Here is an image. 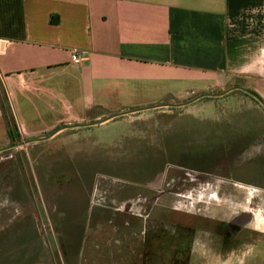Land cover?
Segmentation results:
<instances>
[{
  "label": "rangeland",
  "instance_id": "1",
  "mask_svg": "<svg viewBox=\"0 0 264 264\" xmlns=\"http://www.w3.org/2000/svg\"><path fill=\"white\" fill-rule=\"evenodd\" d=\"M259 68L262 75H240L236 82L264 100V64ZM158 93L143 85L137 92H114L95 105L92 116L140 108L132 106L151 102ZM152 102L143 106L168 101ZM37 104L18 103L21 115L37 119L31 123L36 129L54 126L59 117L74 111L70 103L61 102L51 103L52 111L45 113ZM77 108L86 109L83 103ZM7 111L10 125L6 131L0 129V143L9 145L17 131ZM148 112L143 118L132 114L104 125L69 129L52 140L0 153V177L11 173L0 178V214L7 213L10 219L0 243L16 248L36 243L35 226L21 220L13 208L20 192L10 183L16 180L24 182L20 195L31 201L27 208L40 214L41 231L50 229L52 264H73L75 256H83L81 264H177L182 252L191 251L194 230H201L197 218L218 212L219 205L229 212L256 203L260 216L255 223L264 230V187L240 183L236 171L223 167L226 159L245 166L264 154L263 106L250 95L233 91L184 108ZM20 138L13 144L26 140ZM215 157L227 158L212 168ZM211 168L220 170L214 181L204 178ZM259 169L264 170V164ZM248 170H242L243 178ZM82 179L87 183L81 184ZM103 213L113 218L119 247L92 244L97 230L93 222ZM124 232L130 242H124ZM261 242L264 246L260 236Z\"/></svg>",
  "mask_w": 264,
  "mask_h": 264
},
{
  "label": "crops",
  "instance_id": "2",
  "mask_svg": "<svg viewBox=\"0 0 264 264\" xmlns=\"http://www.w3.org/2000/svg\"><path fill=\"white\" fill-rule=\"evenodd\" d=\"M0 40L8 41L0 51V129L10 125L9 110L17 131L12 145L20 136L42 138L54 127L104 119L109 112L92 113L114 92H137L143 85L159 91L152 103L165 98L164 104H177L240 86V75H262L264 0H0ZM74 53L82 59L78 64L71 60ZM61 102L70 103L74 111L40 129L31 126L36 118H26L18 110V103H39L50 113L51 103ZM77 103L86 109H75ZM157 105L162 103L153 106ZM146 113H135V118ZM39 143L43 142L32 144ZM7 145L0 143V148ZM14 182L10 185L21 194L24 182ZM20 194L13 208L21 220L35 226L36 243L23 248L0 243V264H52L50 231H41L40 214H34V207L29 210L31 201ZM7 219L2 212L0 233L10 223ZM112 219L106 213L98 215L92 244L119 247ZM122 236L130 242L129 234ZM241 253L240 259L213 264H264L263 245ZM82 257L75 256L71 263L81 264Z\"/></svg>",
  "mask_w": 264,
  "mask_h": 264
},
{
  "label": "flooded vegetation",
  "instance_id": "3",
  "mask_svg": "<svg viewBox=\"0 0 264 264\" xmlns=\"http://www.w3.org/2000/svg\"><path fill=\"white\" fill-rule=\"evenodd\" d=\"M234 154L237 155L236 152ZM225 158L227 157H215L212 159L213 164L210 166L212 168L217 167L218 165L216 163L221 162ZM259 159H261L260 163H258ZM237 161L226 159L223 161V167L228 170L231 169V171H236V178L240 183L253 186L262 185L264 187V170L259 169L260 165L264 164V154L257 156L254 161L245 166L236 165ZM239 166L242 167L239 168ZM218 168L208 170L207 172L211 173L205 174L204 178L209 181H214L216 177H220L216 175L220 172ZM245 168H250L251 170H248L243 178L241 172ZM250 205V208L229 210V212L222 210L223 207L219 205L218 212L214 213L210 211L202 219L197 218L195 223L201 226V230H194L195 232H193L190 238L191 251L189 252V248L182 252V258L177 259V264L226 263L240 259L242 250H249L261 246L263 242L262 244L259 243V238L260 236L264 238V236L258 232L259 230L255 223L258 216H260L257 213L258 205L256 203ZM212 209L214 208L212 207ZM45 230L50 231V229ZM200 234L202 236L198 237ZM197 238L198 241H196Z\"/></svg>",
  "mask_w": 264,
  "mask_h": 264
},
{
  "label": "water",
  "instance_id": "4",
  "mask_svg": "<svg viewBox=\"0 0 264 264\" xmlns=\"http://www.w3.org/2000/svg\"><path fill=\"white\" fill-rule=\"evenodd\" d=\"M233 91H242L248 95H250L251 97H253L254 99H256L264 108V100L255 92L243 87V86H233L221 93H204V94H200L196 97H194L193 99H190L188 101H185L183 103H177V104H162V105H157V106H149V107H143V108H138V109H133V110H129V111H124V112H120V113H116L114 115L108 116L100 121L97 122H92V123H77V124H72V125H65L62 126L58 129H56L53 133H51L50 135H47L46 137H42V138H37V139H29V140H25L19 143H15L12 145H9L7 147H3L0 148V153L23 146V145H28V144H32V143H38V142H44L47 140L52 139L57 133L63 131V130H69V129H80V128H87V127H93V126H97V125H101L104 124L110 120H113L115 118L118 117H122V116H126V115H131V114H135V113H139L142 111H149V110H153V109H158V108H162V107H168V108H182V107H186L189 106L193 103H196L197 101L206 98V97H223Z\"/></svg>",
  "mask_w": 264,
  "mask_h": 264
},
{
  "label": "built area",
  "instance_id": "5",
  "mask_svg": "<svg viewBox=\"0 0 264 264\" xmlns=\"http://www.w3.org/2000/svg\"><path fill=\"white\" fill-rule=\"evenodd\" d=\"M8 44V41L7 40H0V51H2L5 47V45ZM71 60L78 64L81 62V58H80V55L78 53H74L72 56H71Z\"/></svg>",
  "mask_w": 264,
  "mask_h": 264
},
{
  "label": "trees",
  "instance_id": "6",
  "mask_svg": "<svg viewBox=\"0 0 264 264\" xmlns=\"http://www.w3.org/2000/svg\"><path fill=\"white\" fill-rule=\"evenodd\" d=\"M82 182H83V183H85V182H86V180H83V179H82ZM81 184H82V183H81Z\"/></svg>",
  "mask_w": 264,
  "mask_h": 264
}]
</instances>
